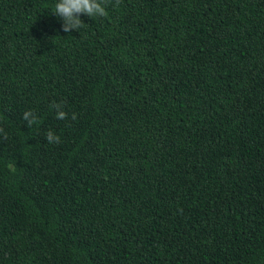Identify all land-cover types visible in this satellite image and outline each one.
Wrapping results in <instances>:
<instances>
[{
    "label": "trees",
    "instance_id": "trees-1",
    "mask_svg": "<svg viewBox=\"0 0 264 264\" xmlns=\"http://www.w3.org/2000/svg\"><path fill=\"white\" fill-rule=\"evenodd\" d=\"M57 2L0 0V264H264V0Z\"/></svg>",
    "mask_w": 264,
    "mask_h": 264
},
{
    "label": "clouds",
    "instance_id": "clouds-1",
    "mask_svg": "<svg viewBox=\"0 0 264 264\" xmlns=\"http://www.w3.org/2000/svg\"><path fill=\"white\" fill-rule=\"evenodd\" d=\"M54 14L60 17L63 21L62 30L64 32H69L71 29H79L83 26V21L81 20V14L87 15L88 17L93 16H105L106 11L99 0H58L55 4ZM54 107L59 108V106L54 105ZM57 118H66V113L63 111H58ZM76 115L73 114V119ZM23 119L28 122L31 127L32 124L38 123L35 115L31 111H25L23 114ZM2 131V129H0ZM59 137L54 136L52 132L47 133V140L49 143L59 142Z\"/></svg>",
    "mask_w": 264,
    "mask_h": 264
}]
</instances>
